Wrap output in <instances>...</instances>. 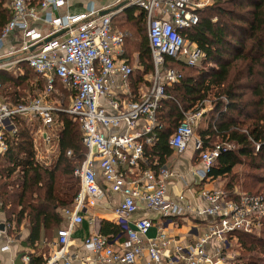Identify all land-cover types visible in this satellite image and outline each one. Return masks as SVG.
Instances as JSON below:
<instances>
[{
  "label": "built area",
  "instance_id": "obj_1",
  "mask_svg": "<svg viewBox=\"0 0 264 264\" xmlns=\"http://www.w3.org/2000/svg\"><path fill=\"white\" fill-rule=\"evenodd\" d=\"M94 1L88 0L83 13L70 14L58 13L69 4L68 0H41L36 6H30L28 0H7L11 18L2 30L0 45L10 31L21 30L22 39L5 54L17 50L25 53L16 61H25L35 75L43 77L45 88L41 95L14 106L0 102V154L7 150L8 141L16 139L21 118L39 122L43 129L51 130L61 126L60 112L72 115L79 122L81 142L86 149L83 160L73 169L79 189L72 204L61 210L66 223L57 230L53 248L42 264H136L139 261L143 264H238L229 252L236 244L233 233H254L262 226L263 195L235 189L229 193L218 187L199 191L203 206L189 205L182 193L170 200L166 192L171 178L175 177L173 170L165 163L154 162L153 167L149 166L144 151L146 145L156 140V110L160 100L166 97L165 86L180 78L176 69L164 68L165 59L169 57L190 66L200 64L203 51L189 42L182 31L198 22L196 10L212 0L133 2L145 12L153 64L152 72L142 75L136 89L131 78L134 70L141 68L129 62L125 52L126 32L116 28L113 21L116 10L100 14L104 9L97 8ZM41 10H47L44 21L49 31L45 34L33 30L29 23L39 18ZM59 31H63L61 35L43 42ZM57 82L70 90L67 108L53 107L47 101L46 96L53 92ZM204 111L202 106L195 112H185L168 140L177 153L192 144L199 165L193 166L190 173L201 179L208 177L220 151L230 147L214 144L203 148L194 129ZM43 135L48 143L49 134L43 132ZM259 147L256 144L255 150ZM70 154V150L66 151V155ZM141 164L147 167L141 169ZM99 179L106 187L100 185ZM108 192L121 195V200L112 208L120 222L140 203L147 211H160L165 219L189 212L210 217L212 222L191 243L180 244L164 231L161 223L153 237H146L153 226L147 217L138 218L131 225L123 221L125 248L116 249L110 237L92 233L82 243L90 256L76 262L67 253L73 229L82 223L85 210L105 199ZM3 227L10 224L5 223ZM1 249L6 250L8 246ZM22 258L25 262L29 260L28 255Z\"/></svg>",
  "mask_w": 264,
  "mask_h": 264
},
{
  "label": "trees",
  "instance_id": "obj_2",
  "mask_svg": "<svg viewBox=\"0 0 264 264\" xmlns=\"http://www.w3.org/2000/svg\"><path fill=\"white\" fill-rule=\"evenodd\" d=\"M40 1L28 0V3L36 6ZM124 12L126 15L120 18L118 25L126 22V27H131L120 25L127 32L126 55L131 57L137 53L141 69L134 70V78L141 82L142 75L153 70L152 58L145 31L136 26L139 34L136 45L131 44V31L135 23L143 25L145 12L136 4L127 6ZM196 12L198 22L182 33L203 51L204 56L195 66L169 57L165 59L164 68L176 69L180 78L165 86L166 97L160 100L156 110V140L144 150L147 163L152 167L154 162L166 163L174 151L168 143L169 137L184 113L195 112L208 101L210 106L200 117L205 127L199 129L197 125L194 131L197 128L204 149L214 144L223 148L226 144L230 146L220 151L208 177L228 175L230 180L222 188L232 193L233 179L238 176L234 168L240 165L239 172L248 178V184L242 182V186L247 187L243 192L264 197V174L246 171L264 168V48L260 53L245 51L247 39L264 37V0H212ZM10 18L7 0H0V36ZM22 63L26 67L23 65V71L16 75L0 68V91L5 90L3 97L10 106L34 97L24 90L33 71ZM185 69H192V72L184 73ZM35 82L36 88H43L42 82ZM59 120L62 124L56 135L58 153L52 166L36 161L32 138L28 130L21 132L20 128L16 139L8 141L7 150L0 154V211L10 225L23 224L28 228L24 244L32 250L44 238L51 239L66 223L61 210L72 204L79 188L73 169L81 163L86 151L81 142L80 124L72 115L63 112ZM256 144L260 145L258 150H255ZM68 150L69 156L66 155ZM120 231L114 223L104 220L100 223L103 235L115 236ZM233 234L238 244L235 247L238 254L234 255L238 264H264V217L258 233L235 231ZM48 255L36 254L35 250L29 252L28 264H42Z\"/></svg>",
  "mask_w": 264,
  "mask_h": 264
},
{
  "label": "crops",
  "instance_id": "obj_3",
  "mask_svg": "<svg viewBox=\"0 0 264 264\" xmlns=\"http://www.w3.org/2000/svg\"><path fill=\"white\" fill-rule=\"evenodd\" d=\"M69 4L65 5L63 8L59 9L58 13L69 12L70 14H77L83 13L86 10V6L89 3L88 0H68ZM135 0H107L103 4L96 3L97 8H113L116 5L123 3L121 7L116 9V15L113 19L116 28L123 30L120 25H118L117 15L119 17H124L126 14L124 12L125 8L130 4H133ZM47 10H41L39 13V18L36 20L29 21L30 26L33 30L45 34L49 31V27L47 23L44 21V15ZM54 15V13L52 14ZM126 24V22H125ZM125 31V30H123ZM126 32V31H125ZM61 35V34H60ZM127 35V32H126ZM22 39V33L19 29H13L8 33V35L1 41L0 45V57L1 58H9L7 61L0 63V66L5 68L12 62V60H17V58L23 56L25 53L22 51L13 52L9 54H5L8 51H12L11 47L14 43L20 41ZM2 51V52H1ZM126 52V51H125ZM5 56V57H2ZM128 57V56H127ZM16 58V59H15ZM129 58V62L133 65L138 66V59L137 53L134 52L131 54ZM25 62V61H20ZM26 63V62H25ZM23 65H18L16 68V73L22 72ZM36 81L39 80L42 82L43 88L38 92L36 95H41L45 88V79L43 77H39L35 75ZM132 80V87L136 89L138 82L133 77ZM58 83V82H57ZM56 83V84H57ZM60 83H58L59 86ZM60 89L54 86L53 92L46 96L47 100L51 95H54L56 99H59L61 103L59 106H63V98H67L68 102L70 101V90L66 85L60 84ZM63 92V93H62ZM0 102L6 103L3 98H0ZM63 108V107H62ZM61 113V112H60ZM58 113V115L60 114ZM65 113V112H63ZM36 123V122H35ZM62 124V123H61ZM60 126H56L55 128H51L50 130V141L45 143L44 135H41L42 146L44 147L46 153L40 155L36 161L39 163L52 166L54 163V159L58 153L57 149V141L56 135L58 133ZM57 128V129H56ZM33 149L36 156V151H42L41 147H37L38 145L33 141ZM168 166L171 167L173 170L175 177L171 178V181L167 185V196L170 200H174L177 198L179 194L184 195V201L191 206H203L204 202L201 200L199 196V191L202 188L205 189H212L221 187L219 177L218 178H210L207 177L205 179H201L197 175H193L190 173V169L195 166L199 165V160L197 154L194 153V150L191 144L181 153H177L172 151V153L168 156L166 163ZM150 166V165H149ZM141 169H143V165L141 164ZM134 178V174L130 176ZM129 179V178H128ZM218 181V182H217ZM99 183L102 187H106V183H104L101 179H99ZM79 189V188H78ZM121 200V195L113 192H108L107 197L101 201H99L95 206L88 207L84 212V219L81 224L76 226L73 229L71 234V241L70 246L67 249V253L74 258L77 262L85 257L86 255L90 256V253L83 248V240L91 235L92 233H100V223L101 221H109L118 225L120 227V233L115 236L110 237V243L116 249H122L126 246V235L124 233L125 228L123 227V221H127L128 225L141 217H147L151 219L153 226L147 231L146 237L150 238L153 237L157 232V227L161 225L164 227V231L175 240V243L186 244L191 243L197 236L200 230L203 227H207L209 223H211L212 218L205 217V216H195L189 212H184L182 214H177L170 216L169 218L165 219L160 214V211H147L144 209L143 205L140 203L138 208L128 216L123 218V221L120 220L115 216L112 211L114 205H116ZM6 222L5 216L3 212L0 211V225H2L1 234H0V264L10 263L13 264H28L29 260L25 262L23 260L24 255H28L29 252L36 251V254L42 253V255L46 256L49 254L53 248V242L56 238L54 235L51 239L46 240L45 238L37 244V248L32 250L30 246L24 244V240L28 235V228L21 224L19 227H14L10 225V227H3ZM101 234V233H100ZM2 246H8V249L2 250ZM136 264H143V261H139Z\"/></svg>",
  "mask_w": 264,
  "mask_h": 264
},
{
  "label": "rangeland",
  "instance_id": "obj_4",
  "mask_svg": "<svg viewBox=\"0 0 264 264\" xmlns=\"http://www.w3.org/2000/svg\"><path fill=\"white\" fill-rule=\"evenodd\" d=\"M107 0H95L94 2L95 3H98V4H103V3H105ZM204 7V6H203ZM63 8V7H62ZM202 8V7H201ZM120 18L121 17H119L118 15H117V20H118V24L121 22V20H120ZM124 18V17H123ZM124 21V20H123ZM121 26H124V27H126V24H125V22H122L121 24H120ZM137 25H139L140 26V28L142 29V30H144L145 31V33H146V23H145V21H143V25H140V22H137V23H135V27H134V30L132 29V33H133V36H132V40H131V44L132 45H136V43L138 44V41H139V34L137 33V31H135L136 30V26ZM126 28H128V29H130L131 27H126ZM136 36H138L137 38H135ZM258 36H254V37H252V38H250V39H247L246 40V42H245V51H247L248 49H250V51H252L251 53H260L261 51H262V49L264 48V37L263 36H261L259 39L257 38ZM2 52V51H1ZM17 52H18V50H17ZM15 53V52H14ZM2 57H5V56H2ZM1 58V57H0ZM16 59V58H15ZM18 59V58H17ZM24 65L22 62L20 63V61H16V60H12V62H10V64L8 65V66H6L5 67V69H7V72L8 73H12L13 75H15V73H16V68L18 67V65ZM27 65V64H26ZM24 67H26L25 65H24ZM4 68V67H3ZM23 70V69H22ZM192 69H185L184 70V73H190V72H192L191 71ZM186 71V72H185ZM32 75V79L29 81V83L27 84V87L24 89L26 92H28V94H29V96H33L34 95V97H36L37 95V93L38 92H40V89L39 88H36V76L34 77V74L32 73L31 74ZM147 75H148V73H147ZM27 83V82H26ZM56 85V87L57 88H59L60 89V84H59V86H58V83L57 84H55ZM3 89V88H2ZM4 93H5V90H1L0 91V98H3L4 99V97H3V95H4ZM63 93V92H62ZM63 100V108H67V107H69V105H70V101L68 102V99L65 97V98H63L62 99ZM48 102H49V104L51 105V106H53V107H55V106H59L61 103L59 102V99H56L55 98V96L54 95H51L50 97H49V99L47 100ZM209 102L208 101H206L205 103H204V106H203V108L207 111L208 110V108H209ZM205 112V111H204ZM25 121H27V123L25 122ZM36 121H29L27 118H21L20 120H19V122H18V130H19V128H20V131L21 132H23V131H25V130H28V132H29V134H30V136H31V138L33 139V141H35V143L38 145L37 147H41L42 148V151L41 152H38V150L36 151V158L38 159L39 157H41L40 155H42V154H44V153H46V151H45V149H44V147L42 146V141H41V135H43V132H47V133H49L50 134V130L49 129H43V126H41L40 125V123L39 122H36ZM200 122V123H199ZM198 126H197V128H199V129H201V128H204L205 127V122H203L201 119L200 120H198ZM197 128H196V132H195V135H198L197 133H198V131H197ZM191 146H192V144H191ZM192 148H193V146H192ZM193 150H194V148H193ZM195 151V150H194ZM242 169V166H240V165H237V166H235V168H234V171H237L236 173H238V176H235V178L233 179V183H234V185H235V187H234V189L236 190V191H240V192H243L244 190H247L246 188L247 187H244V186H242V182L244 183V181H247V184H248V178H246V177H243L242 176V174H241V172H239L240 170ZM244 171V170H243ZM246 171H249V172H253V173H263L264 174V168L263 169H260V170H250V169H248V170H246ZM229 180H230V177L227 175V176H221V177H219V183H220V185H221V187H223V185H224V183H226V182H229ZM218 182V181H217ZM246 184V185H247ZM259 185V184H258ZM262 227V226H261ZM260 227V228H261ZM259 228V229H260ZM259 229H258V231H259ZM258 231H256V232H254V233H258ZM237 245L238 244H235V245H233L232 246V248H231V250L229 251L233 256L234 255H236V253H237V251H236V249L237 248H235V247H237ZM238 254V253H237Z\"/></svg>",
  "mask_w": 264,
  "mask_h": 264
},
{
  "label": "water",
  "instance_id": "obj_5",
  "mask_svg": "<svg viewBox=\"0 0 264 264\" xmlns=\"http://www.w3.org/2000/svg\"><path fill=\"white\" fill-rule=\"evenodd\" d=\"M122 5H123V3H120V4L116 5V6L113 7V8H107V9H104L103 11H101L100 14H106V13L112 11V10H116L118 7H121ZM62 32H63V31H59V32L54 33V34H52V35H50V36H47V37L43 40V42H47V41H49L50 39H52V38H54V37H56V36H59ZM33 48H34V47H32V49H33ZM8 59H9V58H0V63L5 62V61H7ZM0 229H2V225H0ZM96 233H98V231H96Z\"/></svg>",
  "mask_w": 264,
  "mask_h": 264
}]
</instances>
